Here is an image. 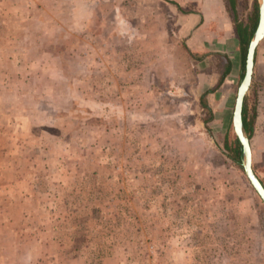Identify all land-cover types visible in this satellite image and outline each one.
Masks as SVG:
<instances>
[{"label": "rangeland", "instance_id": "rangeland-1", "mask_svg": "<svg viewBox=\"0 0 264 264\" xmlns=\"http://www.w3.org/2000/svg\"><path fill=\"white\" fill-rule=\"evenodd\" d=\"M223 2L205 45L163 0H0V264H264ZM246 105L264 185V39Z\"/></svg>", "mask_w": 264, "mask_h": 264}, {"label": "water", "instance_id": "water-1", "mask_svg": "<svg viewBox=\"0 0 264 264\" xmlns=\"http://www.w3.org/2000/svg\"><path fill=\"white\" fill-rule=\"evenodd\" d=\"M263 39H264V0H261L260 8H259L258 27L249 44L247 57H246V64H245V74L238 88L232 122H233L234 133L242 147L241 166L243 167L244 173L251 187L254 189L256 194L264 203V185L261 182V180L258 178V176L256 175L253 169V155H252L250 139L248 138L245 132L244 124H243L244 102L252 86L256 52Z\"/></svg>", "mask_w": 264, "mask_h": 264}, {"label": "crops", "instance_id": "crops-1", "mask_svg": "<svg viewBox=\"0 0 264 264\" xmlns=\"http://www.w3.org/2000/svg\"><path fill=\"white\" fill-rule=\"evenodd\" d=\"M166 3H170L175 6L181 13L180 26L182 33L186 30H190L191 38L188 39L187 43L194 42L196 44H215L220 43L219 40L222 37H214L207 33V29L213 27H218L219 23H225V17H227V11L225 8L224 0H196L197 5L193 10H187L184 1H181L180 4L172 0H163ZM193 1V0H192ZM188 5V4H187ZM186 5V6H187ZM186 11V12H185ZM184 12L186 14H184ZM183 17L185 19H183ZM231 35V36H230ZM222 36V35H221ZM227 38H232L236 41L235 33L227 27ZM224 42V39L222 40ZM186 45V44H185ZM190 45V44H188ZM188 54L191 53V50H188ZM148 74L143 75L146 77ZM149 77V76H148ZM205 235L208 237L206 233Z\"/></svg>", "mask_w": 264, "mask_h": 264}, {"label": "trees", "instance_id": "trees-1", "mask_svg": "<svg viewBox=\"0 0 264 264\" xmlns=\"http://www.w3.org/2000/svg\"><path fill=\"white\" fill-rule=\"evenodd\" d=\"M228 4H229V10L233 13L234 16V22H235V32H236V36L239 42V47H240V51L242 54V64H244L243 69L245 68V63H246V57H247V52H248V47L249 44L255 34V31L258 27V22H259V8H260V4L258 2V0H255L254 2V11H253V18L250 19L247 22H239L238 18H237V4H236V0H228ZM229 74V72L227 71L224 75L221 76L220 78V82L222 83L225 79V77ZM203 107H205L203 105ZM243 124H244V129L245 132L248 136V138L250 139V135L252 134L251 130H252V120L251 118L248 116V111H247V105H246V99L244 102V108H243ZM229 151H231L233 153V155H231L230 157L232 158V160H234L235 162H241L242 159V147L238 141L237 138H235V148H229Z\"/></svg>", "mask_w": 264, "mask_h": 264}, {"label": "flooded vegetation", "instance_id": "flooded-vegetation-1", "mask_svg": "<svg viewBox=\"0 0 264 264\" xmlns=\"http://www.w3.org/2000/svg\"><path fill=\"white\" fill-rule=\"evenodd\" d=\"M249 48V47H248ZM256 58V57H255ZM246 64V63H245ZM246 99V98H245Z\"/></svg>", "mask_w": 264, "mask_h": 264}]
</instances>
